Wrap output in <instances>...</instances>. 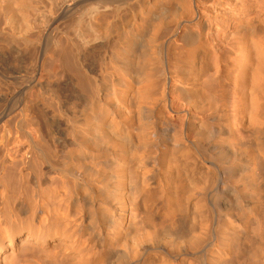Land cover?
Returning a JSON list of instances; mask_svg holds the SVG:
<instances>
[{"label":"bare ground","instance_id":"obj_1","mask_svg":"<svg viewBox=\"0 0 264 264\" xmlns=\"http://www.w3.org/2000/svg\"><path fill=\"white\" fill-rule=\"evenodd\" d=\"M246 3L219 21L225 47L195 0H0V115L20 129L1 126L0 264L47 244L52 264H264V26ZM32 166L23 196L12 172Z\"/></svg>","mask_w":264,"mask_h":264},{"label":"rangeland","instance_id":"obj_2","mask_svg":"<svg viewBox=\"0 0 264 264\" xmlns=\"http://www.w3.org/2000/svg\"><path fill=\"white\" fill-rule=\"evenodd\" d=\"M197 3H198V5H199V8H198V11H199V16H200V18L202 19V21H204V20H210V23H211V28H212V30H215V27H216V24H219V26H218V28L217 29H222V34H220V44H222L223 46H228V40H229V38L233 35V28H232V25H228L226 22H224V23H219V21H221V19H224V18H226V9H227V7L229 6V4L232 6V4H231V1H233V0H195ZM257 0H247V3L244 5L245 6V9H246V16H248V15H255V16H257V20L258 21H260L261 22V24H263V26H264V0H259L258 2H256ZM230 7V6H229ZM228 7V8H229ZM201 9H204L203 10V12H202V10ZM214 32V31H213ZM243 35L245 36V33H243ZM213 68V67H212ZM209 70V69H208ZM264 70V68H262V71ZM211 71H212V69H211ZM210 71V72H211ZM264 72V71H263ZM262 72V73H263ZM263 75V74H262ZM263 78V77H262ZM264 82V81H263ZM231 86V85H230ZM263 86H264V84H263ZM232 88H230L229 87V96H232V98H233V94H231V92H233L232 90H231ZM264 89V88H263ZM231 103V102H230ZM9 117L11 116V115H8ZM8 116H6L5 118H4V115H0V117L2 118H0V138H1V140H3V141H1V149H0V167H2V161H5L4 163L6 164H4L5 166H4V168H3V172H5V176L7 177L9 174L8 173H6V171L8 172V168H9V163L8 162H6V161H9L8 160V156H7V154L5 153V150H6V148H7V146H8V144L10 143L11 144V142H12V137H10L11 135L12 136H14L13 134H11V133H13L14 131H16L17 130V128H15L16 127V120L14 119V121L13 120H11V119H9L10 121L7 123V126L5 125L6 123H5V121H8ZM10 118H13V114H12V116L10 117ZM2 120V121H1ZM4 120V121H3ZM14 123H13V122ZM3 124H2V123ZM13 123V124H12ZM2 124V125H1ZM1 126H5V127H1ZM8 126H9V128L11 129V131L9 130L8 131ZM4 129V130H3ZM8 131V133L9 134H11V135H9V134H7V131ZM19 129V128H18ZM13 130V131H12ZM5 133H4V132ZM18 131H20V129L19 130H17L16 132L18 133ZM11 132V133H10ZM6 134V135H5ZM14 134H15V132H14ZM5 135V136H4ZM4 136V137H3ZM7 136H8V138H11V139H8L7 138ZM2 137H3V139H2ZM5 139V140H4ZM8 140H10V141H8ZM9 143H8V142ZM8 143V144H6V143ZM4 143H5V145H4ZM5 146V147H4ZM4 147V148H3ZM10 146H8V148H9ZM5 149V150H4ZM2 150V151H1ZM4 150V151H3ZM3 153V154H2ZM4 155V156H2V155ZM2 156V157H1ZM7 156V157H6ZM4 157V158H3ZM7 166V167H6ZM33 167V166H32ZM7 168V169H6ZM34 168V169H33ZM33 168H29L28 169V171L26 170V171H24V172H18V168L16 169V172L14 171V172H12V174H15L16 176H15V180L16 181H14L15 182V185H14V189L15 190H17V191H15L14 189V191L15 192H20L21 193V195H25V196H27V195H30V193L32 192V190H33V188H34V186H35V178L33 177V176H35V175H37L38 174V171H39V167H38V170H37V168L34 166ZM36 168V169H35ZM6 169V170H5ZM32 169V170H31ZM5 170V171H4ZM10 170V169H9ZM34 170V171H33ZM35 170H36V172L37 173H35ZM10 172V171H9ZM26 172V173H25ZM28 172V173H27ZM32 172H34L35 174L33 175V173ZM18 173V174H17ZM32 173V175H30ZM1 175H3V174H1ZM11 175V174H10ZM9 175V176H10ZM26 175H28V177L26 176ZM8 176V177H9ZM20 176V177H19ZM25 176V177H24ZM8 177L7 178H5V179H7L8 180ZM27 177V178H26ZM33 177V178H32ZM27 179V180H26ZM33 179H34V181H33ZM45 177H41V180H43V181H40L41 183H42V187H40L41 189H43L44 190V188H46L47 187V185L45 184V182H47V180L45 179ZM40 180V179H39ZM18 181V182H17ZM31 181V182H30ZM33 181V182H32ZM17 183V184H16ZM29 183V184H28ZM34 184V185H33ZM47 184H48V182H47ZM29 188H31V189H29ZM16 187H18L17 189H16ZM27 189V191H26V189ZM35 189V188H34ZM24 190V191H23ZM29 190V191H28ZM31 190V191H30ZM25 191H26V193H28L27 195H26V193H25ZM25 193V194H24ZM48 246H46L45 248H47V251L48 252H45L44 253V251L46 250L45 248L44 249H42V250H39L38 252L36 251L35 253L33 252V254H32V252H31V254L33 255V257L34 258H37L38 257V253L39 252H41L42 253V255L44 254H46L47 253V255H48V253H49V255H51V254H53V255H51L52 257L50 258V260H51V262H48V261H45V259H44V257L46 256V260L48 259L49 260V258H47V255H41L42 256V261L41 262H43V263H40V264H45V262H48V263H46V264H52V259H53V262L54 261H56L54 258H53V256H54V254L55 253H57V248L54 246V245H52V244H47ZM51 245V246H50ZM50 246V247H49ZM52 246H54V248H56V249H54V248H52ZM49 248L50 249H54V250H50L49 251ZM44 250V251H43ZM30 251H32V250H30ZM33 251H35V250H33ZM50 252H52V253H50ZM29 253V254H28ZM41 253H39V254H41ZM25 254H26V256H25ZM23 256H25V257H27V256H29L30 255V252H27V253H25ZM28 254V255H27ZM35 254V255H34ZM32 255H30V256H32ZM37 255V256H36ZM29 256V257H30ZM40 255H39V257H41ZM33 257H32V260H33ZM50 257V256H49ZM31 258V257H30ZM37 259H40V258H37ZM35 260V259H34ZM41 260V259H40ZM39 261V260H38ZM45 261V262H44ZM40 262V261H39ZM57 262V261H56ZM54 264V263H53Z\"/></svg>","mask_w":264,"mask_h":264}]
</instances>
